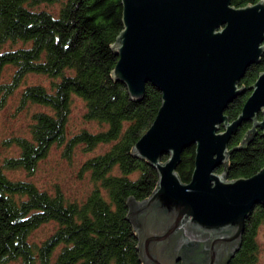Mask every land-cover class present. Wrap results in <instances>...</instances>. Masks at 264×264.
Segmentation results:
<instances>
[{"label": "trees", "instance_id": "16d2710c", "mask_svg": "<svg viewBox=\"0 0 264 264\" xmlns=\"http://www.w3.org/2000/svg\"><path fill=\"white\" fill-rule=\"evenodd\" d=\"M250 1L257 0L233 3ZM123 27L122 0H0V77L6 66L13 67L11 78L0 83V107L22 84L19 105L33 107L28 129L8 140L19 147L18 153L0 155V262L143 264L128 200L149 196L160 173L135 152L134 144L154 120L162 91L148 83L145 95L134 99L127 85L114 77L119 56L111 44ZM261 70L264 53L240 81L246 90L226 108L231 118L242 110ZM31 73L46 74L48 80L28 81ZM78 98L85 104L84 120L97 121L99 128H69ZM253 123L247 120L238 127L229 148L242 143ZM255 128L246 147L229 151L227 178L250 176L264 166V130ZM101 144L107 146L82 159L79 174L88 176L91 184L82 196L57 183L43 187L33 178L8 172L22 168L34 173L55 145L73 159ZM195 153V143L182 152L177 170L184 181L192 177ZM169 155L163 154V160ZM224 167L225 162L216 170L222 172ZM48 222L54 228L42 239L32 238L34 230ZM262 226L264 203H257L227 264L258 259Z\"/></svg>", "mask_w": 264, "mask_h": 264}, {"label": "water", "instance_id": "95a60500", "mask_svg": "<svg viewBox=\"0 0 264 264\" xmlns=\"http://www.w3.org/2000/svg\"><path fill=\"white\" fill-rule=\"evenodd\" d=\"M124 27L111 48L113 68L134 98L151 83L162 91L159 110L134 144L159 170L149 196L129 198L143 264H227L242 242L246 218L264 203V166L227 178L229 151L264 130V70L240 113L225 111L246 90L248 67L264 53V0H122ZM261 115V117H259ZM252 120L241 141L232 134ZM223 125V128H221ZM264 132V131H263ZM196 144L195 167L184 181L177 167ZM170 154L163 160V154ZM225 162L222 172L216 168Z\"/></svg>", "mask_w": 264, "mask_h": 264}, {"label": "rangeland", "instance_id": "374dc122", "mask_svg": "<svg viewBox=\"0 0 264 264\" xmlns=\"http://www.w3.org/2000/svg\"><path fill=\"white\" fill-rule=\"evenodd\" d=\"M9 46L7 43L6 47ZM13 67L6 66L1 77L0 83L8 81L12 76ZM44 80L47 81L46 74L31 73L28 81ZM23 85L8 96L7 101L0 107V155L3 157L11 153H18L19 147L15 143H9V138L17 133H24L28 129V124L31 120V112L33 107L26 106L24 108L19 105V97ZM85 104L84 101L78 98L73 105V111L70 115L69 128H81L89 125L93 129L100 127L97 121L86 122L83 117ZM106 144H101L97 149L88 151L87 153L80 152L73 159L67 158L59 145H55L49 155L41 159L37 170L34 173H29L22 168L8 169V172L15 177H27L36 180L40 186L53 188L55 184H59L70 194L75 196L84 195L90 184L88 176H80L79 169L83 157L94 153L96 150H102ZM52 222L42 224L34 230L32 238L42 239L52 229ZM260 242V251L258 259L251 264H264V226L261 227L258 234ZM0 264H19L17 260L0 262Z\"/></svg>", "mask_w": 264, "mask_h": 264}, {"label": "flooded vegetation", "instance_id": "af4514ba", "mask_svg": "<svg viewBox=\"0 0 264 264\" xmlns=\"http://www.w3.org/2000/svg\"><path fill=\"white\" fill-rule=\"evenodd\" d=\"M182 260V258L181 259H179L178 261H177V263L176 264H178L179 263V261H181Z\"/></svg>", "mask_w": 264, "mask_h": 264}]
</instances>
